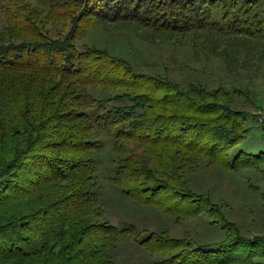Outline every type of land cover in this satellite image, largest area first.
<instances>
[{"label":"trees","instance_id":"obj_1","mask_svg":"<svg viewBox=\"0 0 264 264\" xmlns=\"http://www.w3.org/2000/svg\"><path fill=\"white\" fill-rule=\"evenodd\" d=\"M3 2L0 264H115L111 253L124 239L159 258L151 264H264V238L243 236L225 204L201 189L202 167L264 164L262 150L240 149L248 129L232 106L236 92L183 87L79 46L92 25L111 23L144 29L152 41L264 42V0ZM106 144L116 164L103 182ZM112 193L176 223L205 219L224 237L196 243L168 230L115 227L108 216L122 204H109Z\"/></svg>","mask_w":264,"mask_h":264},{"label":"rangeland","instance_id":"obj_2","mask_svg":"<svg viewBox=\"0 0 264 264\" xmlns=\"http://www.w3.org/2000/svg\"><path fill=\"white\" fill-rule=\"evenodd\" d=\"M3 1L0 0V11ZM3 18L0 13V28L5 23ZM173 38L172 42H165V38L152 41L148 31L136 26L96 24L87 30L79 46L104 50L113 57L122 58L136 73L167 78L183 87L200 84L210 90L221 88L231 95L236 92L232 95V106L246 115L245 128L248 129L242 142L247 147L240 149L256 148L263 153L264 125L256 122V113L264 106V42L247 41L250 44H244L224 41L218 46L212 39L204 41L200 36L193 41L188 35ZM224 47L229 50L221 52ZM214 48L218 49L214 52ZM223 51L229 53L222 55ZM245 56L251 59L245 60ZM242 62L246 71L239 73ZM115 159L112 145L106 144L98 161L103 182L116 164ZM202 168L201 189L209 192L214 204H225L224 213L238 228L236 230L248 238H264V164L235 171L221 170L217 166ZM108 200L109 204H122L115 215L108 216L113 226L118 228L128 224L138 231L168 230L172 238L187 236L196 243H218L224 237L218 227L208 225L205 219L176 223L175 219L150 209L124 203L113 193ZM111 255L115 264H151L159 260L158 257L151 259L143 254L129 239L122 240Z\"/></svg>","mask_w":264,"mask_h":264},{"label":"built area","instance_id":"obj_3","mask_svg":"<svg viewBox=\"0 0 264 264\" xmlns=\"http://www.w3.org/2000/svg\"><path fill=\"white\" fill-rule=\"evenodd\" d=\"M256 122L259 125H264V106L260 107L256 113Z\"/></svg>","mask_w":264,"mask_h":264}]
</instances>
